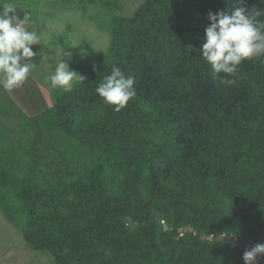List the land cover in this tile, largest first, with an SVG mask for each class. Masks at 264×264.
Masks as SVG:
<instances>
[{
	"label": "trees",
	"instance_id": "16d2710c",
	"mask_svg": "<svg viewBox=\"0 0 264 264\" xmlns=\"http://www.w3.org/2000/svg\"><path fill=\"white\" fill-rule=\"evenodd\" d=\"M236 4L264 20V0H147L102 23L109 49L76 58L83 81L53 89L29 119L39 131L27 154L0 149V205L24 218L31 250L54 264H244L264 244V57L222 85L201 51L209 13ZM114 65L136 81L120 112L95 91ZM42 134L91 158L49 173L28 161ZM58 140L57 168L70 161Z\"/></svg>",
	"mask_w": 264,
	"mask_h": 264
},
{
	"label": "rangeland",
	"instance_id": "374dc122",
	"mask_svg": "<svg viewBox=\"0 0 264 264\" xmlns=\"http://www.w3.org/2000/svg\"><path fill=\"white\" fill-rule=\"evenodd\" d=\"M80 1L8 0L15 6L17 15L27 20L40 35L42 45L33 46L35 62L40 66L27 82L12 90L13 93L0 89V149H10L20 157L27 154L39 131L29 119L53 106L51 92L54 88L46 78L54 72L56 64L62 59L71 69L78 56L87 60L95 53L106 52L111 36L101 28L102 23L120 12L132 16L147 0H87L86 13L78 8ZM69 46L71 51L66 50ZM76 73L81 77L82 72ZM57 138L56 134L44 137V143L36 145L37 151L47 158L37 152L35 158L29 154L28 161H45L49 173L57 171L62 174L74 159L84 163L91 158L73 144L62 143ZM56 140L59 146L56 148L63 149L65 157L70 159L68 164L58 168L53 163L56 150L51 151ZM18 218V224L8 220L0 205V264H54L50 256L35 252L26 245L22 235L26 222L23 217ZM211 238L228 242L233 239L220 234ZM262 241L264 243V235ZM258 263L264 264V257Z\"/></svg>",
	"mask_w": 264,
	"mask_h": 264
},
{
	"label": "clouds",
	"instance_id": "9594fccd",
	"mask_svg": "<svg viewBox=\"0 0 264 264\" xmlns=\"http://www.w3.org/2000/svg\"><path fill=\"white\" fill-rule=\"evenodd\" d=\"M0 9V89L12 91L25 84L39 68L33 46L42 43L40 35L27 20L17 15L11 2L0 0ZM209 20L211 23L205 29L201 49L202 59L211 66L214 80H219L222 85H234L244 62L264 57V20L256 19L240 4L229 12H210ZM46 80L52 88L71 93L83 78L61 59ZM135 84L133 76L125 75L114 65L95 91L105 104L120 112L136 96ZM262 257L264 244L257 243L245 250L244 264H258Z\"/></svg>",
	"mask_w": 264,
	"mask_h": 264
},
{
	"label": "water",
	"instance_id": "95a60500",
	"mask_svg": "<svg viewBox=\"0 0 264 264\" xmlns=\"http://www.w3.org/2000/svg\"><path fill=\"white\" fill-rule=\"evenodd\" d=\"M30 21V18H29ZM158 223H161V216L158 217ZM165 228L168 229V226L164 223ZM132 226H134V224H132Z\"/></svg>",
	"mask_w": 264,
	"mask_h": 264
},
{
	"label": "crops",
	"instance_id": "0c3cea01",
	"mask_svg": "<svg viewBox=\"0 0 264 264\" xmlns=\"http://www.w3.org/2000/svg\"><path fill=\"white\" fill-rule=\"evenodd\" d=\"M10 93H13L12 91H9ZM19 106V105H18ZM20 107V106H19ZM23 110V109H22Z\"/></svg>",
	"mask_w": 264,
	"mask_h": 264
}]
</instances>
